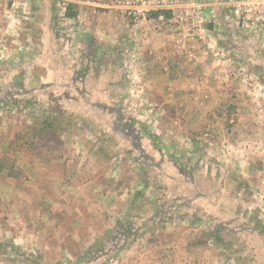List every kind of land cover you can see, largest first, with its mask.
<instances>
[{"label": "rangeland", "instance_id": "rangeland-1", "mask_svg": "<svg viewBox=\"0 0 264 264\" xmlns=\"http://www.w3.org/2000/svg\"><path fill=\"white\" fill-rule=\"evenodd\" d=\"M186 1L0 0V264H264V29Z\"/></svg>", "mask_w": 264, "mask_h": 264}, {"label": "built area", "instance_id": "built-area-1", "mask_svg": "<svg viewBox=\"0 0 264 264\" xmlns=\"http://www.w3.org/2000/svg\"><path fill=\"white\" fill-rule=\"evenodd\" d=\"M195 1L199 2L200 4L201 0H187L185 4L192 5L194 4ZM210 1L216 6L228 4L232 9L231 13L237 19H239V21H243V22L260 21L262 23L261 28L264 29V0H210ZM133 2L135 3L134 6H136L134 7V9H138L141 6H146L148 4V2H145V0H133ZM151 5L153 6L154 3ZM152 6H149V8L150 9L153 8ZM196 18L200 19V16L198 15Z\"/></svg>", "mask_w": 264, "mask_h": 264}, {"label": "trees", "instance_id": "trees-1", "mask_svg": "<svg viewBox=\"0 0 264 264\" xmlns=\"http://www.w3.org/2000/svg\"><path fill=\"white\" fill-rule=\"evenodd\" d=\"M66 15H67L68 17H70V18L75 17V14H73V13H67ZM153 15H154V17L156 18V17H158L159 12H155ZM168 16H170V13H168ZM0 105H1V102H0ZM174 156H176V155L174 154L173 156H171V158H175ZM255 229H256L261 235L264 236V223H263L261 220L257 219L256 224H255ZM212 236H214V235H212Z\"/></svg>", "mask_w": 264, "mask_h": 264}, {"label": "crops", "instance_id": "crops-1", "mask_svg": "<svg viewBox=\"0 0 264 264\" xmlns=\"http://www.w3.org/2000/svg\"><path fill=\"white\" fill-rule=\"evenodd\" d=\"M85 44H86V43H85ZM88 44H89V42H88ZM103 97H104V96H103ZM104 98H105V97H104ZM105 99H106V98H105ZM102 112H105V113L107 112V113L109 114L110 111L106 110V111H102Z\"/></svg>", "mask_w": 264, "mask_h": 264}]
</instances>
